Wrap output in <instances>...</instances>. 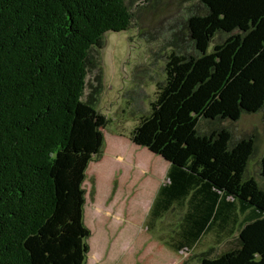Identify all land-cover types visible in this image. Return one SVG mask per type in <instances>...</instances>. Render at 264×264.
<instances>
[{
	"label": "trees",
	"instance_id": "16d2710c",
	"mask_svg": "<svg viewBox=\"0 0 264 264\" xmlns=\"http://www.w3.org/2000/svg\"><path fill=\"white\" fill-rule=\"evenodd\" d=\"M202 5L185 23L194 54L167 56L131 136L170 165L150 227L180 208L173 250L214 233L222 251L200 264H264V185L250 172L258 137L236 141L220 126L264 110V0ZM133 19L127 0H0V264H87L84 184L110 123L96 108L101 51ZM259 168L264 179V153Z\"/></svg>",
	"mask_w": 264,
	"mask_h": 264
},
{
	"label": "rangeland",
	"instance_id": "374dc122",
	"mask_svg": "<svg viewBox=\"0 0 264 264\" xmlns=\"http://www.w3.org/2000/svg\"><path fill=\"white\" fill-rule=\"evenodd\" d=\"M127 5L134 16L131 29L108 33L101 51L104 83L96 108L110 123L104 129L103 153L90 164L84 184L85 223L91 231L87 264H200L204 255L215 257L220 247L209 236L194 251L173 250L169 243L179 230L182 209L150 227L170 165L136 146L131 136L150 114L158 84L165 81L167 56L173 50L194 54L185 23L190 15L203 13L202 0H127ZM96 74L88 77L84 100L91 95ZM220 126L236 141L258 137L250 172L263 186L259 162L264 153V110Z\"/></svg>",
	"mask_w": 264,
	"mask_h": 264
},
{
	"label": "crops",
	"instance_id": "0c3cea01",
	"mask_svg": "<svg viewBox=\"0 0 264 264\" xmlns=\"http://www.w3.org/2000/svg\"><path fill=\"white\" fill-rule=\"evenodd\" d=\"M209 236L214 237V242L218 244V245H216V247H220V249H218V253H217V255H219V253L222 251V248H223V246H224V242H219V238L217 237V234H214V233H210V234L206 235V236L202 239L201 242H203V241H204L207 237H209ZM201 242H200V243H201ZM200 243H199V245H200ZM199 245H198V246H199ZM220 245H221V246H220ZM198 246H197V247H198ZM197 247H196V248H197ZM196 248H195V249H196ZM195 249H194V250H195ZM194 250H192V251H194ZM217 255H216V256H217Z\"/></svg>",
	"mask_w": 264,
	"mask_h": 264
},
{
	"label": "water",
	"instance_id": "95a60500",
	"mask_svg": "<svg viewBox=\"0 0 264 264\" xmlns=\"http://www.w3.org/2000/svg\"><path fill=\"white\" fill-rule=\"evenodd\" d=\"M169 164V163H168Z\"/></svg>",
	"mask_w": 264,
	"mask_h": 264
}]
</instances>
